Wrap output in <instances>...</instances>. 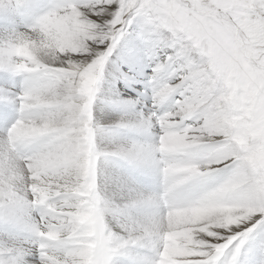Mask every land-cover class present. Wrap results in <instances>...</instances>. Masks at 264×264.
Instances as JSON below:
<instances>
[{
    "label": "clouds",
    "instance_id": "clouds-1",
    "mask_svg": "<svg viewBox=\"0 0 264 264\" xmlns=\"http://www.w3.org/2000/svg\"><path fill=\"white\" fill-rule=\"evenodd\" d=\"M99 2L0 29V258L264 264V0H118L104 24ZM127 20L150 93L105 121Z\"/></svg>",
    "mask_w": 264,
    "mask_h": 264
},
{
    "label": "snow or ice",
    "instance_id": "snow-or-ice-1",
    "mask_svg": "<svg viewBox=\"0 0 264 264\" xmlns=\"http://www.w3.org/2000/svg\"><path fill=\"white\" fill-rule=\"evenodd\" d=\"M84 3L85 0H53V4L50 5V8L52 11L59 10L62 7H67L73 3ZM8 3V9L14 11L16 13H19L22 16L30 17V16H36L40 10L39 6H33L30 4L29 0H7ZM4 0H0V9L3 8ZM120 7V4L117 0L116 3H105L104 0H100L98 4H96L95 12L97 14L89 13L90 20L95 21L98 24H104L106 21H112L114 17L118 15V9ZM103 8L105 11L100 12V9ZM50 14V13H49ZM43 17L39 18L37 20V23H42ZM136 21L135 20H127L124 25L118 24V28H125L126 31H122L119 34L116 35L115 40L108 41L109 44L112 45V61L114 56H116L117 52L123 56L125 63L121 67V73L122 75L118 79H124L128 81L129 87L136 86L138 87L137 78L130 75L131 68L133 66H136L137 64L141 63L143 60V55H141V51L139 50L138 46L132 44L128 47L121 49V41L124 36H126L128 33L131 32V30L135 27ZM107 47V45L101 46V49ZM106 55V53H105ZM83 58V57H82ZM146 69L150 70V77L152 76L153 68L155 67L154 62L153 63H147ZM146 78L144 82L145 89H149V78ZM7 93L5 91H0V95H6ZM128 95H131L129 92ZM108 103H110L113 106H120L123 105V108L121 109V112L123 113H136L140 107L142 99H137L133 101H123L119 95V92L115 89V86L113 89L110 90V95L108 96ZM8 117V114L0 109V122H3ZM259 219V217H257ZM259 229H264V221H261L260 225L258 226ZM213 243H223V241H214ZM32 259L39 261L40 257L37 255L35 257H32ZM0 264H22V258L19 254L16 253H9L7 257L0 258Z\"/></svg>",
    "mask_w": 264,
    "mask_h": 264
},
{
    "label": "rangeland",
    "instance_id": "rangeland-1",
    "mask_svg": "<svg viewBox=\"0 0 264 264\" xmlns=\"http://www.w3.org/2000/svg\"><path fill=\"white\" fill-rule=\"evenodd\" d=\"M29 2L33 6L42 7L46 3V0H29ZM21 16L22 15L14 11H11V10L5 11L3 9H0V29L9 27V26H14L17 23L18 19L21 18ZM132 44L138 46V42L135 41L134 39L132 38L126 39L125 41L122 42L121 49H124ZM141 55H143L142 52H141ZM125 63L127 62L125 61V59L123 58L121 54H119L118 56L117 55L114 56L113 63L111 65L112 74L109 76L110 78L107 79V83L106 82L104 83L103 87L107 84L109 87V90H111L115 86L116 90L119 92V95L125 98V101L144 99L150 93V89L146 90L144 87V82L146 78L150 77V70L146 69L145 67L147 64L146 59L143 57V60L141 63L131 68L130 75L137 78L138 87L136 86L129 87L128 81L124 79H117L122 75L121 67ZM129 92L131 93V95H128ZM112 108L116 110H121L119 109V106L112 105ZM253 239L254 241L264 240V231H258L256 233V236ZM256 251L257 249H256L255 244L251 245L245 251L244 256H243L244 264H249L250 259L255 257Z\"/></svg>",
    "mask_w": 264,
    "mask_h": 264
},
{
    "label": "bare ground",
    "instance_id": "bare-ground-1",
    "mask_svg": "<svg viewBox=\"0 0 264 264\" xmlns=\"http://www.w3.org/2000/svg\"><path fill=\"white\" fill-rule=\"evenodd\" d=\"M3 10H5V9H3ZM5 11H7V10H5ZM8 11H10V10H8ZM10 13V12H9ZM1 29H3V28H1ZM133 43V42H132ZM136 43V42H135ZM110 77H108V79H109ZM118 79V78H117ZM106 83H107V80H106ZM103 89H104V94L106 95V96H109L110 95V90H109V87H108V85L106 84L104 87H103ZM116 89V88H115ZM141 96V95H140ZM121 97V99L123 100V101H125V98H123L122 96H120ZM123 108V105H120L119 106V109H122ZM113 110H115V111H119V112H121V110H116V109H114V108H112V109H109V108H106V107H104V101H101L100 102V107L97 109V116L98 117H101L103 120H109V119H112L113 118Z\"/></svg>",
    "mask_w": 264,
    "mask_h": 264
}]
</instances>
